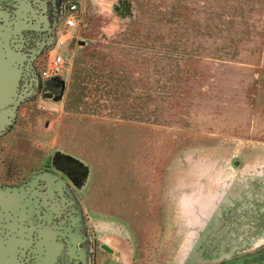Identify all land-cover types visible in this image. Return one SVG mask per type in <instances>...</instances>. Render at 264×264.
<instances>
[{
  "label": "rangeland",
  "instance_id": "1",
  "mask_svg": "<svg viewBox=\"0 0 264 264\" xmlns=\"http://www.w3.org/2000/svg\"><path fill=\"white\" fill-rule=\"evenodd\" d=\"M104 4L0 136V184L48 188L47 264L264 257V0Z\"/></svg>",
  "mask_w": 264,
  "mask_h": 264
},
{
  "label": "flooded vegetation",
  "instance_id": "2",
  "mask_svg": "<svg viewBox=\"0 0 264 264\" xmlns=\"http://www.w3.org/2000/svg\"><path fill=\"white\" fill-rule=\"evenodd\" d=\"M57 10V0H0V13L2 12L5 17L6 14H10L8 22H16L21 29V33L15 36L14 47L16 48L11 55L20 71L16 91L20 98L14 97V100L18 101L16 115L20 105L30 100L42 87L36 62L52 43ZM5 36L8 37L7 34ZM0 41L4 47L8 42L5 38ZM42 88L46 97L50 94L54 97L59 90V85L56 81H47ZM8 107H12V104L9 103ZM15 119L16 116L13 124L7 127L2 135L11 129ZM40 185L42 184L31 186L30 193L34 194L36 190L38 191ZM0 187L26 190L28 186L0 184ZM41 192L47 196L48 188L45 187ZM34 195L33 207H29L30 211L26 198L22 199L16 212L6 213L1 212L0 209V264H47L52 260L50 247L54 249V252L60 251L58 247L62 239L59 222L51 221L52 214L48 208L44 209L41 206L43 198L37 193ZM242 263L264 264V257Z\"/></svg>",
  "mask_w": 264,
  "mask_h": 264
},
{
  "label": "water",
  "instance_id": "3",
  "mask_svg": "<svg viewBox=\"0 0 264 264\" xmlns=\"http://www.w3.org/2000/svg\"><path fill=\"white\" fill-rule=\"evenodd\" d=\"M9 16L10 14H6L4 21L0 22V40H3L4 38L8 40V42L5 44V47L0 41V135L6 131L7 127L13 124L14 118L16 116L18 101L14 100V97H18L16 91L18 80L20 78V71L18 70L17 65H15L11 55L14 54V49L16 48V46L14 47L16 38L15 36L16 34L21 33V29H19V26H17L16 22H8ZM6 25L7 27H5ZM5 34H7L8 37H6ZM4 48H6V50ZM47 97H51V94ZM9 103L12 104V107L7 108ZM39 188L40 189L38 191L36 190L35 193L43 198L41 206H43L44 209L48 208L49 211L47 196L45 193L42 194L41 192L45 189V185L42 184ZM31 189L32 187H27L26 190H23L22 188L0 187L1 212H16L22 199L25 198L27 199L26 204L28 208L33 207L32 198L35 197V193L31 194Z\"/></svg>",
  "mask_w": 264,
  "mask_h": 264
},
{
  "label": "built area",
  "instance_id": "4",
  "mask_svg": "<svg viewBox=\"0 0 264 264\" xmlns=\"http://www.w3.org/2000/svg\"><path fill=\"white\" fill-rule=\"evenodd\" d=\"M85 12L86 8L73 0H68L58 7L52 45L48 46L43 65L39 68V79L42 87H44L45 82L55 81L62 74L66 65L62 49L70 38L68 32L84 24Z\"/></svg>",
  "mask_w": 264,
  "mask_h": 264
},
{
  "label": "crops",
  "instance_id": "5",
  "mask_svg": "<svg viewBox=\"0 0 264 264\" xmlns=\"http://www.w3.org/2000/svg\"><path fill=\"white\" fill-rule=\"evenodd\" d=\"M73 1L78 2L79 4H81L84 7L86 6L87 14L93 21H95V22L101 21V18H102L101 11L94 9L92 6V3L94 2V0H73ZM119 1L120 0H105L104 5H106L108 7H112L115 4H117ZM130 1H132V0H130ZM102 20H103V18H102ZM78 32L81 33V28H78Z\"/></svg>",
  "mask_w": 264,
  "mask_h": 264
},
{
  "label": "trees",
  "instance_id": "6",
  "mask_svg": "<svg viewBox=\"0 0 264 264\" xmlns=\"http://www.w3.org/2000/svg\"><path fill=\"white\" fill-rule=\"evenodd\" d=\"M58 1V7L60 6V4L66 2L67 0H57ZM58 82V80H56ZM60 86V84H58Z\"/></svg>",
  "mask_w": 264,
  "mask_h": 264
}]
</instances>
